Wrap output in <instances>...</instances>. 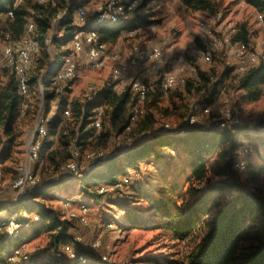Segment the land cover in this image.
Here are the masks:
<instances>
[{
    "label": "trees",
    "instance_id": "1",
    "mask_svg": "<svg viewBox=\"0 0 264 264\" xmlns=\"http://www.w3.org/2000/svg\"><path fill=\"white\" fill-rule=\"evenodd\" d=\"M78 1L80 0L60 3L59 0H54L53 5L50 2L40 4L35 0L34 4L24 6V0L19 5H16V0H0V17H4L7 24L3 37L10 34L13 40H20L26 35L27 26L32 23L35 30L31 38L39 48L41 47L37 61L41 64L40 70L48 64L47 71H42L39 76L33 78L31 74L28 95L30 90L32 92V87L39 82L42 85H46L48 81L53 83L51 77L56 63L61 62L69 53V49L65 48L70 44L73 35L83 30H78L75 22V12L79 6H83L82 2ZM150 1H142L141 6L126 22L115 25L105 23L99 26L100 43L115 44L125 32L138 31L140 22L148 24L145 18L138 15V10ZM182 2L193 12H207L213 15L217 13L216 4L211 0ZM245 2L256 11L264 13V0ZM9 12L13 13V18L8 17ZM98 15L96 13L88 18V27L94 25ZM58 17L61 19L57 20ZM54 20H57L55 25ZM236 30L233 43L252 45V33L247 24L238 25ZM51 32L54 34L49 41ZM199 47L201 51L207 52L206 44V49L201 44ZM51 48L54 49V54L50 52ZM227 50L225 48L218 53L226 55ZM10 66L15 68V74L7 68L9 80L4 86L0 84V166L15 159L14 155L20 148L17 124L28 111V100L23 99L19 90L17 65ZM186 83L189 93L195 89L202 94L199 102L202 116L204 110L213 109L229 90L242 92L245 102L255 103L263 95L264 63L245 73H239L236 65L226 67L220 74L199 72L197 80H185L184 86ZM49 86L47 88L51 89ZM115 87V83L109 84L85 102L70 100L68 96L58 97L53 92L45 93L46 112L41 114L47 119L54 102H57L58 110L51 120H47L48 135L43 140L40 157L41 154L47 155V160L54 169V176L49 174L48 177L51 178L36 183L22 198H16L8 204H0V213H6V217L0 218V264H11L9 258L13 253L42 231L49 234V242L32 264H67L70 260L79 258L77 254L85 256L90 263L93 261V264H100L90 250L83 248L75 240L72 229L77 228L76 225L66 220L60 211L46 204V201L55 189L63 187L67 190L70 182L62 181L64 173L61 168L71 161L74 151L78 150L81 154L82 159L78 160L80 164L85 153L101 152L97 147L101 141L108 139L106 126L119 130V135L130 129L131 119L125 115L129 108L133 109L134 100L137 99L130 87L121 94ZM148 87L149 95L145 103L153 102L156 106L177 86L167 95L162 91L161 84L153 88L148 84ZM179 97L183 101V97ZM146 104L145 108L149 112L146 111L144 117L153 113ZM180 109L188 107L176 108ZM67 111L70 112L69 118L65 117ZM99 112H102L101 131L94 127ZM190 116L198 118L196 113L191 112L186 116L183 126L173 129L151 131L144 128L140 134L149 133L148 136L128 141V149L124 152L104 154V158L90 162H96L100 172L91 177H86L84 173L76 178L78 195L101 203L108 194L100 195L95 190L97 183L114 186L120 177L129 176L127 169L138 171L142 164L150 165L153 161L154 172L149 178L150 181L163 180L157 188V195L152 196L145 190H138L130 202L120 204L127 214V221L119 224L121 227L131 225V228L163 231L171 241L178 242L197 236L198 240L185 262L169 260L167 264H264V196L254 189L261 183L264 174V123L260 122L256 128H250L242 122L222 127L216 117L204 125L198 122L191 126L187 124ZM247 140L256 143L259 159L250 163L244 173L246 175L242 176L236 169V164L242 159L241 149ZM173 173L177 175L176 181L169 182ZM182 175L185 176L184 185L180 186L178 177ZM19 177L20 173L17 171L14 182ZM143 201L148 203L146 210L138 206ZM80 203L86 206L83 200ZM133 204L136 206L132 208ZM24 213L33 217L38 215L39 221L32 222L33 218H24ZM8 217H16L21 226L15 236H9L1 229V223ZM23 224L30 225V228L23 229ZM27 232L31 234L28 236ZM68 247L72 249L68 250ZM155 263L159 264V260Z\"/></svg>",
    "mask_w": 264,
    "mask_h": 264
},
{
    "label": "rangeland",
    "instance_id": "2",
    "mask_svg": "<svg viewBox=\"0 0 264 264\" xmlns=\"http://www.w3.org/2000/svg\"><path fill=\"white\" fill-rule=\"evenodd\" d=\"M65 1L68 2L69 0H59L60 3ZM109 1L110 0H80L78 2H82V5L87 9L89 17H91L96 13L100 15L107 7ZM142 1L145 0H141V3ZM211 1L214 2L217 7V13L214 15L207 12H193L185 6L182 0H151L145 7L142 5L138 10V15H140L141 18H145L144 20L149 23L140 22L138 31L125 32L116 44L105 45L107 63L102 69L93 68L88 59L80 57L77 71L70 82L55 81V75L62 66L63 60L57 62L51 77L53 83H49L50 81H48L46 85H42V83L39 82L38 85L32 87V92L30 90L29 95L25 98L28 100V111L24 116L27 108L26 104L24 114H22L24 117L17 124L16 129L20 136V148L17 151L18 153L14 155L15 159L13 161H9L5 165L0 166V176L2 179L0 204H8L16 200V198L20 199L23 197L16 192H12L10 189L17 175L18 168L21 165L29 168L36 176L38 183L51 178L48 177L49 174L52 177L54 176L52 173L54 169L47 160L46 154H41L38 161L30 162L27 159V146L33 136L36 124L40 118H45L43 115L44 112H46L45 93L53 92L56 93L58 97L68 96L70 100H78L80 102L92 99L96 93L103 90L107 85L112 84V81L115 82L113 75L116 70H128L127 65L119 64V61L125 60V53L122 54L121 52L123 48L129 50L130 54L135 46H159L165 58H162L164 60V67L162 63L159 64L162 67L159 74L157 73L158 76L156 78H158L160 74H162L161 77H163L166 72H171L185 79L186 82H189L197 80L199 72L220 74L226 67H235V65L237 69L239 67L233 52L228 50L225 51L226 55H224V53L211 52L210 61L205 60L203 51H201L199 47L200 44L205 47V39L200 30V23L205 22L213 28V30L221 33L224 32L225 34L230 31V28H237L238 25L244 23L247 24L252 33V47L257 53L264 56V13L256 11L248 6L245 1L241 0ZM34 3L35 0H24L22 5L25 6ZM60 19L61 17H58L57 20ZM57 20H54V25L57 24ZM31 22L32 21H30V23ZM6 26L5 18L0 17V48L5 45L3 34L6 33ZM85 26L88 27L87 24ZM77 27L79 28L78 30L82 29L78 24ZM53 34L54 32L49 34V41ZM26 35H30L27 33V30ZM50 52L52 54L55 53L53 48H51ZM40 53L41 47L38 49V52L33 55L30 77L32 74L33 78H35L39 76L42 71H47L46 68L48 64L44 65L45 67H43L44 69L42 71L40 70L41 64L39 65L37 62ZM128 56H126V58ZM180 57L183 58L181 63L178 62ZM114 63L118 64L113 69ZM6 70L7 67H4L0 72V84L2 86L9 80V74ZM122 80L126 81V71H123V77L120 81ZM154 82L156 83L157 79ZM116 85H120V87L115 88L119 94L130 87L127 83L123 82ZM48 86L51 89H48ZM229 91L230 92H228L213 109L211 108V114L209 116L204 113V116L201 115L202 109H200L199 102L202 99V94H199L195 89L189 93L187 91V83L185 86L182 84L178 85L169 95L164 96L156 106L153 102L147 104L142 102L137 106V100L133 99L135 102L134 105L136 106H134L135 109H141L148 113L149 110L145 108L146 104V107L152 110V115L144 117L146 113L143 118H134L133 114L135 109L134 107L133 109L129 108L125 117L131 119L130 129L119 135V130L106 126L105 130L109 134L108 139L101 141L97 148L101 149L106 155L124 152L128 149L126 146L128 145V141H134L137 138L148 136L149 133L140 134L144 128H149L151 131H160L166 124H170L171 128L183 126L185 124L184 120L187 119L186 116L191 112L196 113L198 122L204 125L212 122L216 117H220L219 110H221L222 107L230 111L232 110L231 112L234 116L250 128H256L260 122L264 123V86L262 87V97L255 103L245 102L242 98V92ZM179 96L183 97V101H181L182 99H180ZM183 106H187L188 109L176 110L177 107L182 108ZM56 109L57 102H54L51 104V112L55 113ZM42 112L43 114H41ZM67 112H65V117L69 118L70 116H66ZM52 113L49 114L48 118L45 120H51L52 117H54ZM212 115L213 117H210ZM150 122L152 124H150ZM241 150L242 159L240 160L246 162L247 168L250 163H255L259 159L256 143L247 140ZM154 165L152 161L150 165L142 164L138 171L127 169L126 173L129 176L120 177L114 186H108L102 182L97 183L95 190L98 192L102 191L103 193H99L100 195L106 194V190L108 191V196L101 203H96L90 199H84L78 195V185L76 184L78 181L76 178L79 176H73L69 173L64 175L61 174L62 181L67 183L70 182V184L67 186V190L63 187H59L50 193L51 195L48 197L46 204L60 211L66 220L76 225L77 228L72 229L75 240L78 237L82 238V241H78V244L90 250L100 264H158L155 263L156 260H159V264H167L169 260L185 262L198 240L197 236H193L184 242H178L171 241L170 237L163 231H148L131 228V225H125L124 227L119 225L120 222L127 221V214L123 211V205L120 204L130 202L133 198L132 196L135 195L138 190H145L151 193L152 196L157 195V188L163 180L161 179L159 182L150 181L149 178L154 172ZM97 166L96 162L90 163L86 160L81 161L79 164L81 174L83 175L85 173L86 177L97 175L100 172ZM244 173V171H240L242 176L246 175ZM175 175L174 173L171 174L169 182L176 181ZM125 178H128L129 183H121V187H117L116 184L123 181ZM184 178V175L178 177L180 186L182 184L184 185ZM119 188L120 191H113V189ZM254 189L264 196V174L261 177V183L254 187ZM80 200H83L86 206L80 203ZM135 206L136 205L133 204L131 207L133 208ZM138 206L140 209L146 210L148 208V203L143 201L139 203ZM83 208H85L87 212L83 210ZM27 209H29V206H27ZM34 216V221L38 222L39 216ZM25 225L26 224H23V229L30 228V225ZM20 229L21 226L19 230ZM30 234L31 233L27 232L28 236ZM49 237V234L44 231L31 237L30 240L19 247L21 249L19 257L16 252L19 254L20 249L13 253L9 258L10 263H35V258H39L44 248L47 246ZM67 249L69 250L72 248L68 247ZM72 257L74 258V255H72ZM77 257L81 259L77 258L72 261L70 260L67 264H93V261L90 263L88 259L81 254H77ZM12 258L16 259L14 260ZM44 260L45 262L47 261L46 258Z\"/></svg>",
    "mask_w": 264,
    "mask_h": 264
},
{
    "label": "bare ground",
    "instance_id": "3",
    "mask_svg": "<svg viewBox=\"0 0 264 264\" xmlns=\"http://www.w3.org/2000/svg\"><path fill=\"white\" fill-rule=\"evenodd\" d=\"M245 1V0H243ZM22 0H16V5L21 3ZM40 4H45L50 2L51 4H55L54 0H38ZM141 6V0H110L107 4V16H114L113 20L102 21L104 19V12L97 16L96 22L94 25L85 27L89 15L87 9L84 6H79L76 10V23L83 28V30L76 32L72 40L70 42V50H79V48L84 50V54L87 55V59L91 63L92 67L95 69H102L106 66L107 57L105 54V44L100 43L99 41V26L109 23L111 25L119 24L126 22L129 20L135 11ZM8 17L13 18V13L9 12ZM82 17V18H79ZM35 27L33 24L27 26V33L30 35H26L20 40H13L10 34L5 35V45L0 48V62L2 58L6 55V52L11 50V52L15 53V57L7 59V65H17V79L19 82V90L20 94L24 95V89L27 90L28 95V82L30 81V72L32 68L33 55L38 52V44H36L32 38L31 34L34 32ZM200 30L205 39V44L207 47V52H203V56H205L206 61H210L211 52H220L223 49H228V51H232L236 60L239 73H245L246 71L260 66L264 63V56L257 53L252 45L247 46L243 43H233L234 37L237 33L236 28H230L228 33H221L216 30H213L209 25L205 22L200 23ZM227 32V31H225ZM82 36V39L79 37ZM19 39V38H18ZM25 41V42H20ZM27 48V49H26ZM26 50V61H25V71L23 74V62H24V52ZM164 58L163 52L159 46H135L131 50V54L128 57L127 61L124 65H127L128 68H135V70H143V75H152L159 74L161 71L160 61ZM80 57H70V54H67L62 61V66L57 71L55 75L56 82H67L69 80V71H62L67 64L69 66H74L77 71V66ZM183 58L180 57L178 62H182ZM123 65V66H124ZM157 69V70H155ZM122 69H118L114 72L113 79L115 82L120 81L123 77ZM74 71V75L76 73ZM23 75V76H22ZM142 75V76H143ZM142 76L133 77V81H131L130 89L134 97L140 101L145 102L148 96L149 87L148 83L144 81ZM73 77H70V80ZM178 84H185V79L178 77V75L166 72L161 81V89L164 94H168L172 91ZM26 95V96H27ZM219 109V108H218ZM220 111V117L217 119L220 122L222 127L227 126V123L231 124H240L241 121L234 116V114L226 108H223ZM218 111V112H219ZM146 111L144 112L141 109H135L134 118L142 117ZM205 115L209 116L211 114V108H207L203 112ZM66 116H70V113L67 112ZM217 116V115H216ZM98 117V118H97ZM96 121L94 126L100 130L102 127V112L97 114ZM47 120H39L36 124L35 131L37 130H45V125ZM198 123V118L193 116L188 119V125H195ZM165 129H173L170 124H166L164 126ZM176 128V126H175ZM48 130L45 131L44 137H42L41 146H35L34 156L32 157V161H38L40 159V152L43 144V140L47 137ZM104 153L101 151H90L85 153L84 160L87 162H93L98 159H102L104 157ZM81 158L80 152L74 151L72 153V159L67 164H65L61 168V172L71 171L72 165L75 163V168H79V163L77 159ZM82 159V158H81ZM22 165L18 168V172L20 173ZM247 168L246 162L241 160L236 164V169L245 172ZM79 173L76 176H80ZM32 178H36V176L32 173ZM128 178L123 179V181L118 182L116 184L117 187H121V183L128 184L129 181L126 182ZM19 178L12 183V186H17V182ZM37 182H30V188L34 187ZM2 185V179L0 176V186ZM99 193H103L99 191ZM87 212L85 208H83ZM84 211V212H85ZM85 212V213H86ZM24 218H33V216H28L27 213H24ZM35 217V216H34ZM20 225L17 222L16 217H8L1 223V229L6 232L9 236H15L19 232ZM18 255V252H16ZM14 259V258H12ZM15 260V259H14Z\"/></svg>",
    "mask_w": 264,
    "mask_h": 264
},
{
    "label": "built area",
    "instance_id": "4",
    "mask_svg": "<svg viewBox=\"0 0 264 264\" xmlns=\"http://www.w3.org/2000/svg\"><path fill=\"white\" fill-rule=\"evenodd\" d=\"M241 1H243V0H241ZM103 12H104V19L102 21H109V20L114 19V16H107V7L103 10ZM79 18H82V17H79ZM79 38L82 39V36H80ZM20 42H25V41H20ZM68 54H70V57H81V58L87 59V55L84 54V50L81 48H79V50H70L69 49ZM13 57H15V53L11 52V50L6 52V55L4 56V58H2V60L0 62V71H2L4 67H7L8 69H10L14 72L13 67L7 66V59L13 58ZM26 60L27 59H26V50H25L24 62H23V74L25 71V61ZM155 70H157V69H155ZM62 71H69V80H67V82H70V77H74V71H76V68L74 66H69L67 64V66H65V68L62 69ZM121 71H126V81L125 82L128 85H130L131 81H133V77L142 76L144 73L143 70H135V68H128V70H121ZM14 74H15V72H14ZM26 95H27V90L24 89V95H23L24 100H25ZM148 95H149V92H148ZM147 99H148V96H147ZM141 103L142 102L137 101V106H139V104H141ZM22 113H23V111H22ZM40 120H45V118H40ZM230 125H232V124L227 123V126H230ZM96 127H97V125H96ZM180 130L181 129H175V131H180ZM45 131H47L46 125H45V130L33 131V136L30 139L28 146H27V159L30 162L32 161V157L34 156L35 146H41L42 137H44ZM77 160H79V159H77ZM63 173L64 174L69 173L73 176H76L81 172H80V169L75 168V163H74V165H72L71 171H64ZM127 181L128 180H126V182ZM30 182H37V179L32 178V172L29 170V168L27 166L22 165L21 170H20L19 181L17 182V186H11V189H12V191L20 194V196H24L26 194V192L28 191V189H30ZM1 189H2V186L0 187V190ZM113 191H120V188L119 189H113ZM106 193H108L107 190H106ZM32 222H35V221L32 220ZM76 240L81 242L82 238L78 237V238H76ZM20 252H21V249L19 250L18 257L20 256Z\"/></svg>",
    "mask_w": 264,
    "mask_h": 264
},
{
    "label": "crops",
    "instance_id": "5",
    "mask_svg": "<svg viewBox=\"0 0 264 264\" xmlns=\"http://www.w3.org/2000/svg\"><path fill=\"white\" fill-rule=\"evenodd\" d=\"M115 44H116V43H115ZM112 45H114V44H112ZM68 46L70 47V44H69ZM68 46L65 48V50H68V49H69ZM123 49H124V48H123ZM123 49L121 50V52H122V54L125 53V55H124V56H125V58H124L125 60L119 61V64H124V63L127 61V59H128V57L130 56V54H131V52H130V54H129V50H127L126 48H125L124 50H123ZM121 52H120V53H121ZM118 55H119V54H118ZM128 55H129V56H128ZM163 55H164V54H163ZM126 56H128V57L126 58ZM164 58H165V57H164ZM160 63L163 64V63H164V60H161ZM117 64H118V63H114V64H113V69H114V67L117 66ZM163 67H164V64H163ZM99 71H101V70H99ZM112 72H113V71H112ZM157 76H158L157 74H152V75H149V76L144 74V75L142 76V78L144 79L145 82H147V83L149 84V86H151V87L153 88V87H156V86L159 87L160 84H161V80H162V77H161V76H162V74H160L159 77L156 78ZM145 77H146V78H145ZM156 79H157V82L155 83L154 81H156ZM120 82L126 83L125 80H122V81H120ZM120 82H118V83H120ZM112 83H113V84H114V83H115V84H118V83H116V82H114V81H112ZM117 87H120V85H116L115 88H117ZM133 96H134V95H133ZM57 110H58V104H57L56 112H55V113L50 112V114L52 113V114H54V116H55L56 113H57ZM52 118H53V117H52ZM80 201H82V200H80ZM4 215L6 216V213H0V218H1V217H5Z\"/></svg>",
    "mask_w": 264,
    "mask_h": 264
}]
</instances>
